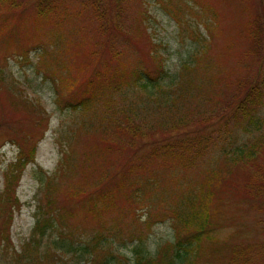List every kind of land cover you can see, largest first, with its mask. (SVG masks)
<instances>
[{
	"label": "rangeland",
	"instance_id": "obj_1",
	"mask_svg": "<svg viewBox=\"0 0 264 264\" xmlns=\"http://www.w3.org/2000/svg\"><path fill=\"white\" fill-rule=\"evenodd\" d=\"M24 1L23 7L0 11V192L8 171L14 172L9 165L17 158L18 148L9 139L27 131L33 117L22 109L15 111L5 97L17 98L16 86L44 108L47 120L33 162L10 180L19 207L8 230L11 244L3 252L0 243V264H14L13 251L19 253L36 220L48 215L49 211L40 210L49 207L44 179L62 164L65 147L75 151L65 165L72 182L68 180V187L55 196L71 216L61 217L56 228H45L40 236L41 248L54 251L56 260L60 256L67 264H83L76 250H67V242H94L100 232L101 247L126 256L130 264L135 262V248L153 256L160 246L176 240L177 212L189 194L208 199L210 220L194 264H227L234 252L249 258L248 264H264V202L246 194L260 184L256 171L264 161L252 167L230 160L237 146L259 135L264 94L250 124H233L235 104L216 115L242 73L252 75L259 67L264 71V9L260 8L263 41L257 55L251 49L250 31L255 26L246 0H131L124 5L127 32L102 44L98 35L94 37L96 23L88 21V14L73 6L72 0L68 11L45 16L34 11L32 2L38 0ZM53 40L60 45V65L53 63ZM43 46L48 50L45 56ZM184 63L191 66L186 77L181 76ZM104 66L113 70L114 78L126 81L124 88L89 110L71 107L86 94L89 78L97 80L101 75L105 80ZM161 69L163 74L157 75ZM133 70L159 84L130 86ZM189 78L196 89L185 86V97L173 101L181 92L177 82ZM258 80L257 89L264 93L260 75ZM99 108L110 111L101 114ZM125 117L141 127L129 138ZM194 136L208 137L212 143L187 152L182 159L159 151L167 145L175 149L176 142ZM133 173L137 182L131 178ZM146 181L147 186L139 190ZM60 205L53 207L57 213H62Z\"/></svg>",
	"mask_w": 264,
	"mask_h": 264
},
{
	"label": "trees",
	"instance_id": "obj_2",
	"mask_svg": "<svg viewBox=\"0 0 264 264\" xmlns=\"http://www.w3.org/2000/svg\"><path fill=\"white\" fill-rule=\"evenodd\" d=\"M69 1L70 0H38L32 2V6L35 8L34 11L37 15L45 16L47 14L52 15L53 12L68 11L67 7H69ZM130 1L131 0H72V5L82 8L88 14V21H93L94 23H96L94 24V37H97L98 35V38L100 40L99 42L102 44L104 40L114 39L117 36L127 32L126 28L124 29V5L126 2L129 3ZM246 1L251 3L252 9L250 11L253 14L251 21L252 24L255 26L253 30L250 31L251 49L254 50L255 54L261 55V45L263 40L261 34L262 24L260 21V8L264 9V0ZM24 5V0H0V11L3 10L4 7L8 8L7 6L12 8L23 7ZM87 8L89 10H87ZM62 14L65 16L67 12H62ZM109 17L115 18V21L110 19ZM61 40L62 39L60 38L59 42H61ZM53 44L54 46H56L53 52V63L55 62L56 65H60V45L57 44V40H53ZM41 54L43 56L48 54V50L46 47L41 52ZM109 68H106L105 66L103 68L105 74L102 75H105V77L107 76L105 80L102 79L101 75H99V77L97 76V80L92 77L89 78L88 82L86 83L87 85H89L86 86V94L80 99L79 102L71 104V107L79 109L85 108L89 110L95 106L100 105L102 102L105 101V99L109 98L110 95H112L113 93H117L122 88H124L126 81H124L123 78L122 80L114 78L116 74L110 75L113 70L109 71ZM186 68H188L189 70L191 66H189L188 63H184L182 65V69L185 71L181 73V76L183 77H186ZM247 68H249L248 65L246 66V69ZM249 69L247 70L250 71L251 69ZM98 72L101 73V71L98 70L97 74H99ZM134 72L135 70H133V73ZM261 72L264 71L261 70V68L259 67L256 72H253L252 75H250L249 72L244 75L242 73L241 78L237 79L235 86L230 87L229 91H227L230 93V96L226 100V106L223 107L221 111L216 115L223 114V111L226 108L230 110V107L235 104L234 111L232 109V115L234 116V114H236L233 118V124L240 125L241 127H243L246 124L252 123L255 113L254 111L256 110L257 106L262 103V95L264 94L261 88L259 90L257 89V86L259 84L258 75H260L261 77V84L264 83V74H262ZM55 73L56 72H54L53 74ZM160 73L163 74L162 69L157 73V75ZM48 74L52 76L51 73ZM133 75V81L130 82V86L134 84L136 86L146 87L150 85L156 86L157 84H159L158 81L151 80V77H147L148 80H146V76L143 77L137 72H135ZM120 80L123 82H121ZM67 81L72 82L68 79ZM100 83L106 84L105 86L97 87V89L94 90L93 85H97ZM177 83L181 92H179L174 97L175 99L172 96H169V99L171 101L172 99H174L173 101H175L180 96L185 97L184 95H186L188 90V88L185 87L187 85H189L192 89H196L195 87H191L194 86V84H192V80L190 78L187 79L186 82L178 81ZM212 85L213 80L211 81V87ZM263 86L264 84L262 85V87ZM14 88L17 91L18 97L14 98L12 97V94L8 95L7 97H5L6 102L8 103V101H10L9 105L12 107H16L14 109L15 111L22 109L27 112L29 118L30 116H33L31 120L32 125L29 126L27 131H25L22 135L19 136L12 135V137L9 139L12 144L17 146L18 152L17 158L14 162L10 163L8 170H13V173L21 175L25 166L28 163L33 162L34 160L36 144L45 132V128H43V125L44 123H46L45 121L47 120V117L44 108L39 103L34 104L33 101L29 100L26 95L23 94L21 89H18L16 86H14ZM58 89L59 87L57 85L56 91ZM108 111H110V108H108L105 113L102 108H99V112L101 114H107ZM118 120L123 121L122 119ZM125 120L127 123L126 129L129 130V132L126 131L128 132L127 135L129 138V136L138 133L141 127L139 124L130 123L126 117ZM119 121H114L113 123L120 124ZM156 121L160 122L159 120ZM120 125L122 126V124ZM263 125L264 123L262 122L258 123L257 128L260 133L258 136L255 137L254 140H251L249 144L245 143L243 145L237 146L233 150L234 154L230 158L231 161H235L233 162V164H236V161L238 160H242V164L254 167L258 160L261 159L262 161H264V128H262ZM156 126H159V124ZM150 128L152 127H149V129ZM217 139H219V137H217ZM202 140L204 141V143L202 142ZM211 143L212 140L208 137L196 138V136H194L191 138L188 137V140L186 142H176L177 148L176 145L172 146L175 149H171L170 146L167 145L160 148L159 151L165 156H168L166 154L168 153L170 155H176L175 158L182 159L187 152H198L200 149H205L207 148V146H210ZM71 152L75 153V151H73V148L65 147V157L62 158V164L60 161V164L58 165L55 173L52 176H45L44 184L46 193L44 194V196L45 202L48 203L49 207H46L47 209L40 208V210L45 213L49 211V213L48 215H42V217L36 220V223L32 230V235L29 239H27L26 242L22 244L19 253L15 252V250L13 251L12 261L14 264H67V260H64V257L59 256L56 260V257H54V255H56L55 252L51 249H48L47 246L45 248H41L42 239L40 236L43 235L45 228H56L59 219L65 218L67 215L68 217L71 216L68 209L62 207V204L60 205V203H56L55 196V193H57L59 190H65L66 187H68V180L72 182L70 176H68V170L65 169V165H67V163L70 164L69 159L72 154ZM139 159L141 158H138L133 162L136 163V161ZM230 160L228 158L226 161L230 162ZM110 165L113 166L114 164ZM227 167H229V164ZM60 168L61 170L57 174ZM262 171H264V164L262 167H260V169L256 171V173H260V184H258L257 188H255L254 190L247 191L246 194L247 197L251 198L252 200L258 201L260 199L264 202V172ZM13 173L9 174L8 171L9 176H6L7 180L5 181V189L0 192L2 193L0 194V243H4V246L2 247L3 252L7 250L9 245L11 244L8 230L14 213V209L19 207V201L16 197H14L13 193H11V185H9L11 182L10 180L13 179V176L15 175ZM104 175L105 174H102V176ZM133 177L134 173L131 178L133 179ZM97 178L99 179L98 176ZM134 179L135 182L139 180V178L136 177H134ZM147 183L149 182L146 181V185H140L141 187L138 189L143 190V188L147 186ZM242 186H244L243 183ZM106 193L109 194V190L105 191V194ZM260 193L262 194V197L259 195ZM187 195L188 198L182 199V208H180L181 210L177 212V218L179 219V228L178 232L176 233V240L174 242H167V244L160 246L159 249H157L156 254L153 256L149 255L146 252L144 253L142 248H135V262L133 264H194V256L198 252L200 243L204 236L207 237L209 233L207 224L210 220L208 219L209 213L206 209V206H208V199L202 195H194L192 197L189 194ZM57 204L60 205L62 208V213L60 211L62 216L60 213H57L58 210L56 208H53ZM50 214L52 215L49 216ZM182 232H184V234H182ZM60 233H63V230H60ZM103 238L104 236H102L100 232V234H97V237L93 239L94 242H84L82 245H76L74 243L72 244L71 242H67V250L70 252L76 250V252L80 254V256L83 258V264H130L126 256L120 255L119 253L112 251L109 248H102L100 240ZM71 240H73L72 237ZM96 250H99V252H97ZM249 261V258L245 256H243L242 258V256L234 252L230 262L227 264H231V262L232 264H248Z\"/></svg>",
	"mask_w": 264,
	"mask_h": 264
}]
</instances>
